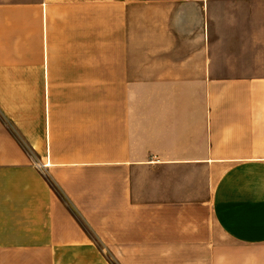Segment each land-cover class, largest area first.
Wrapping results in <instances>:
<instances>
[{"label":"crops","instance_id":"obj_1","mask_svg":"<svg viewBox=\"0 0 264 264\" xmlns=\"http://www.w3.org/2000/svg\"><path fill=\"white\" fill-rule=\"evenodd\" d=\"M0 264H264V0H0Z\"/></svg>","mask_w":264,"mask_h":264}]
</instances>
